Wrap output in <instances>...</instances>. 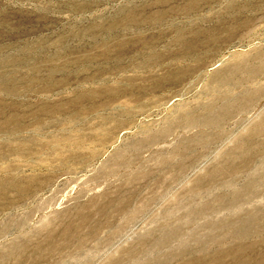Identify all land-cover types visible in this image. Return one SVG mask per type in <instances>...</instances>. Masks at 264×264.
Returning <instances> with one entry per match:
<instances>
[{"label":"rangeland","instance_id":"374dc122","mask_svg":"<svg viewBox=\"0 0 264 264\" xmlns=\"http://www.w3.org/2000/svg\"><path fill=\"white\" fill-rule=\"evenodd\" d=\"M0 264H264V0H0Z\"/></svg>","mask_w":264,"mask_h":264}]
</instances>
